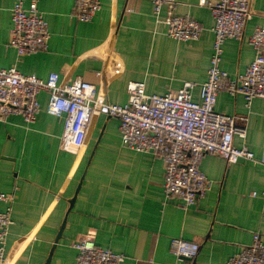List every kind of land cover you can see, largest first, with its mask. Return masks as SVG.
<instances>
[{"label": "crops", "instance_id": "0c3cea01", "mask_svg": "<svg viewBox=\"0 0 264 264\" xmlns=\"http://www.w3.org/2000/svg\"><path fill=\"white\" fill-rule=\"evenodd\" d=\"M218 0H207L215 3ZM200 0H178L176 13L201 24L197 41L167 36V8L157 18L147 0H101L89 23L73 17L76 0H41L48 22V49L18 58L9 46L15 0H0V69L16 66L24 75L60 83L77 78L93 84L105 102L126 106L130 82H141L148 95L195 84L200 102L214 52V20ZM253 17L241 40L223 45L221 69L236 78L256 56L249 38L264 26V0H255ZM50 94L38 96L41 111L34 124L21 116L0 121V193L14 194L6 244V264H76L74 244L92 235L96 244L123 254L122 264H226L253 242L264 241V165L240 160L227 166L219 156L205 155L200 170L211 181L197 205L184 207L164 193V162L122 144L120 120L96 114L85 146L77 153L61 149L65 118L48 112ZM216 112L246 119L234 145L264 156V99L248 107L242 96L220 92ZM256 193V197L251 194ZM7 205L0 203V212ZM181 238L201 245L194 260L170 252Z\"/></svg>", "mask_w": 264, "mask_h": 264}, {"label": "built area", "instance_id": "2783aa9c", "mask_svg": "<svg viewBox=\"0 0 264 264\" xmlns=\"http://www.w3.org/2000/svg\"><path fill=\"white\" fill-rule=\"evenodd\" d=\"M41 0H15L12 8V30L9 46L18 58L35 55L48 49L50 38L48 22L39 10ZM154 6L159 18L167 8L164 24L167 36L180 42L200 39L201 24L188 16H178V0H147ZM255 0H218L211 4L200 0L213 16L214 52L208 79L201 85L200 102L193 98L195 84L185 82L178 91L164 95H148L141 82H130L126 106L109 104L98 95L97 88L77 78L71 83H60L58 74L48 80L35 75H24L16 66L0 69V121L10 116H21L27 125L34 124L41 111L38 96L50 94L48 112L65 118L61 149L77 154L84 146L91 118L101 114L120 120L122 144L125 148L152 154L164 162V193L178 199L186 208L195 206L211 187V181L200 170L205 155L219 156L227 166L247 160L264 165V156L257 159L246 147L234 145L236 135L244 138L240 125L246 119L216 112L220 92L242 96L249 107L256 99H264V26L255 28L249 43L256 56L244 73L236 78L221 69L223 45L229 39L241 40L246 25L253 17ZM102 9L101 0H76L73 17L80 23L91 22ZM256 197V193L251 194ZM14 194L0 193V203L7 205L0 212V264H6V244L12 219ZM78 255L76 264H122L125 256L99 247L92 235L81 237L74 244ZM201 245L175 238L170 252L179 259L194 260ZM226 264H264V241L256 234L246 246Z\"/></svg>", "mask_w": 264, "mask_h": 264}]
</instances>
